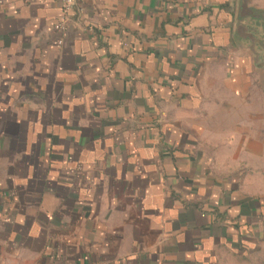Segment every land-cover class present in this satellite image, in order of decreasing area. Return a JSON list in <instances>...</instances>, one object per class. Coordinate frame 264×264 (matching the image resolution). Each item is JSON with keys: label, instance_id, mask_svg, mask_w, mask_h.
Listing matches in <instances>:
<instances>
[{"label": "crops", "instance_id": "1", "mask_svg": "<svg viewBox=\"0 0 264 264\" xmlns=\"http://www.w3.org/2000/svg\"><path fill=\"white\" fill-rule=\"evenodd\" d=\"M61 18V0H0V264H264V174L211 148L264 155V0H77Z\"/></svg>", "mask_w": 264, "mask_h": 264}, {"label": "rangeland", "instance_id": "2", "mask_svg": "<svg viewBox=\"0 0 264 264\" xmlns=\"http://www.w3.org/2000/svg\"><path fill=\"white\" fill-rule=\"evenodd\" d=\"M257 44V43H256ZM255 53V50H254ZM261 66V67H260ZM260 66H254V97L252 98L253 103H254V141H258L260 145L264 146V62ZM3 67V66H2ZM10 75H7L5 78L6 80L9 78ZM8 81V80H7ZM4 81L2 84H0V88L4 89L6 84L8 86L10 85V81L7 82ZM2 92L0 91V94ZM249 100L251 98H248ZM13 103L8 100L4 96H0V108L1 107H6L10 106ZM1 124V121H0ZM0 131L4 132V135L8 133H12L13 129L10 125V123H5L3 127L0 125ZM247 132L244 130L243 131V136H245ZM223 138H226L227 140L225 141L226 145L222 146H212V153H219V152H225L229 153L227 155H224L225 153H222V156L225 157V159L221 164L220 167H223L225 164L227 172H234L235 168L242 169L243 171V176L246 174H252L254 177L256 175H261L264 174V155L258 157H254L255 159L249 161V160H243V161H233L232 159L229 160L230 158V152L233 151L232 147V142H234L233 138L234 136H229L226 135ZM11 143V142H10ZM10 143L8 145L10 146ZM221 147V148H219ZM243 147V146H242ZM222 149V150H219ZM254 156L256 155V152H254ZM237 166V167H235ZM233 168V169H232ZM246 264H251V263H246Z\"/></svg>", "mask_w": 264, "mask_h": 264}, {"label": "built area", "instance_id": "3", "mask_svg": "<svg viewBox=\"0 0 264 264\" xmlns=\"http://www.w3.org/2000/svg\"><path fill=\"white\" fill-rule=\"evenodd\" d=\"M77 0H61L62 18L54 25V29L63 33L67 28V23ZM61 43V40L58 41Z\"/></svg>", "mask_w": 264, "mask_h": 264}, {"label": "water", "instance_id": "4", "mask_svg": "<svg viewBox=\"0 0 264 264\" xmlns=\"http://www.w3.org/2000/svg\"><path fill=\"white\" fill-rule=\"evenodd\" d=\"M244 11H245V9L239 10V15H240V13H244Z\"/></svg>", "mask_w": 264, "mask_h": 264}]
</instances>
